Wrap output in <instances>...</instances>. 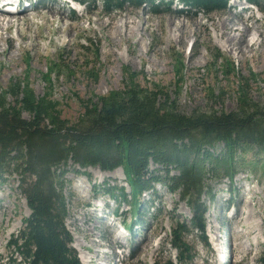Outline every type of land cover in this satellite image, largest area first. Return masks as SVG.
<instances>
[{
  "label": "rangeland",
  "instance_id": "1",
  "mask_svg": "<svg viewBox=\"0 0 264 264\" xmlns=\"http://www.w3.org/2000/svg\"><path fill=\"white\" fill-rule=\"evenodd\" d=\"M46 3L44 9L39 4L37 13L28 12L31 24L27 18L21 22L24 39L18 38L14 19L0 32L6 39L0 43V52L5 51L0 53V97L6 105H14L13 93L17 92L19 98L26 86L25 90H31L35 97L44 96L56 103L60 119L76 123L83 112L81 101L97 102L109 92L123 90L129 82L128 71L134 74L132 83L143 90L167 93L184 114L194 110L236 111L239 81L251 103L264 107L261 37L254 36L251 51L240 57L221 47L222 39L214 30L229 13L241 18L240 8L245 5L241 0H228L224 10L208 14L177 0L168 6L158 4L156 11L146 4L112 13L102 9L100 0L81 5L77 12L57 0ZM54 7L65 11L64 28L69 24L73 27L69 33L51 32L60 26L57 17L44 25V17H49L46 11L53 12ZM251 13L264 21V0L253 6ZM195 20L199 27H195ZM243 20L251 27L253 19ZM173 25L185 34L181 44ZM250 33L249 38L254 35L253 30ZM258 56L261 63L255 60ZM20 115L31 118L24 111ZM222 149L218 143L212 152L220 154ZM244 149L237 152L229 171L218 170L216 177L207 174L203 181L209 188V195L200 197L205 206L204 233L192 231L184 236L192 248L193 264H258L264 249V150ZM156 168L160 169L149 165V170ZM66 170L62 188L68 210L65 227L71 235V246L74 248V240L79 241L91 257L89 264L174 261L176 253L168 243L171 227L175 219L189 223L191 217L178 193H170L162 184L154 185L152 197L145 192L136 201L140 219L134 225L137 211L132 199L127 196V202L115 201L108 193L123 187L129 195L121 168L102 172L68 162ZM158 174L163 180L162 172ZM18 185V176L11 171L0 177V264H17L18 258L13 263L15 255L7 243L29 216ZM156 197L150 205L148 201ZM117 208L120 215L112 217ZM11 225L15 229L8 235ZM74 250L80 262L79 252Z\"/></svg>",
  "mask_w": 264,
  "mask_h": 264
},
{
  "label": "trees",
  "instance_id": "2",
  "mask_svg": "<svg viewBox=\"0 0 264 264\" xmlns=\"http://www.w3.org/2000/svg\"><path fill=\"white\" fill-rule=\"evenodd\" d=\"M75 1L84 6L94 3ZM174 1L100 3L106 13H112L146 4L156 11L158 4L168 6ZM177 1L206 14L224 10L228 2ZM260 1L245 0L255 7ZM127 75L129 82L123 90L109 92L97 102L81 101L83 112L76 123L60 119L56 103L44 96L35 97L26 86L19 98L13 93L14 105H6L0 97V177L10 171L18 176V189L29 211L22 228L7 243L15 255L13 263L18 258L17 264H80L65 227L68 210L62 188L70 162L81 169L91 167L102 172L121 168L129 195L123 187L107 192L115 201L127 202V196L132 199L137 211L134 225L140 219L135 204L143 193L152 197L156 184L178 193L191 214L189 223L174 220L168 242L176 253L174 261L154 264H193L192 248L184 236L192 231L204 233L205 206L200 197L209 195L203 182L206 175L216 177L218 170L229 171L233 158L245 147L264 150V107L251 103L241 81L236 111L194 110L184 114L167 93L143 90L132 83L133 73L127 71ZM46 78L49 80V73ZM21 111L31 118L23 119ZM218 143L223 149L215 154L212 150ZM150 164L160 169L149 170ZM154 201L157 197L148 202L152 205ZM113 213L120 215L118 208ZM258 264H264V249Z\"/></svg>",
  "mask_w": 264,
  "mask_h": 264
},
{
  "label": "bare ground",
  "instance_id": "3",
  "mask_svg": "<svg viewBox=\"0 0 264 264\" xmlns=\"http://www.w3.org/2000/svg\"><path fill=\"white\" fill-rule=\"evenodd\" d=\"M37 3L38 1L36 0L35 5ZM57 6H59V4ZM39 8L41 7L36 6L35 9H29L23 6L17 11L18 14L4 15L6 19H2L1 17L3 16V14L0 13V32L10 27L11 23H13L11 19H14L16 21V29H17L18 38L20 40L24 39L23 35L20 33L19 26L21 25V22L25 20V18H27L28 21H29V18L31 19L30 16L28 18V12L29 14L30 13L35 14L37 13ZM42 9H44V7H42ZM46 14H48L47 16H49L50 18L49 17L47 18L46 16L45 17L42 16L44 17V23H45L44 25H50L51 21H53L55 17H57V20L60 24L59 27H57L55 30H52L51 32H54L55 34L59 35V34L69 33V30H72L73 27L70 24L66 25L64 28L63 22L66 19V16H65V11L61 10V8L54 7L53 12L46 11ZM251 18L253 19L252 24L250 25L251 27H249V25L246 24L242 18H239L238 16L236 17V13L235 14L229 13L228 16H226L225 18L220 19L217 22L216 26H214V30L218 32V37L222 39L221 47H223L225 50H229L230 52H236L237 55H239L240 57H243L248 51H251L252 46L254 44V40H255L254 36H257V37L260 36L261 37L260 42H264V36H261V29L264 25L262 16L258 20L254 16H252ZM145 22L146 21H144V23ZM29 23L31 24L32 22L29 21ZM168 23L172 25V20H170ZM98 24L99 26L103 28L105 26L102 23H98ZM123 25H125V22H123ZM194 25L195 27H199L200 24L198 20L194 21ZM175 29L178 30L179 32L178 43L181 44L185 38V34L183 33V30H179L177 26H175ZM115 30H118V28L115 27ZM250 30H253V34H254L251 38H249V36H251V33H252V32L250 33ZM192 33L195 34V31H192ZM37 36L40 38L42 37L40 34H37ZM4 40L6 41L5 37L0 36V43L3 42ZM35 45L36 44H33V46ZM0 53H5V51L2 50ZM255 60L259 61L260 60L259 56ZM260 63H261V60H260ZM26 212H28L27 209H26ZM14 229L15 227L11 225V227L8 228L7 230V234L10 235ZM73 246L79 252L80 262L82 264H89L91 257H89L88 254L83 251L81 243L77 240H74Z\"/></svg>",
  "mask_w": 264,
  "mask_h": 264
}]
</instances>
